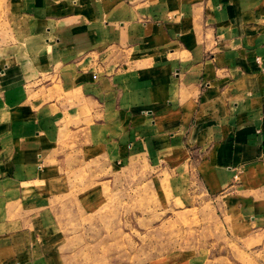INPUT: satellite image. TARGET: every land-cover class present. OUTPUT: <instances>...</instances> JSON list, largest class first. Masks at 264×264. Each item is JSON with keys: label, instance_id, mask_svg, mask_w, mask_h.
I'll use <instances>...</instances> for the list:
<instances>
[{"label": "crops", "instance_id": "0c3cea01", "mask_svg": "<svg viewBox=\"0 0 264 264\" xmlns=\"http://www.w3.org/2000/svg\"><path fill=\"white\" fill-rule=\"evenodd\" d=\"M9 20L0 264H82L103 189L57 204L97 161L186 182L264 264V0H11ZM174 258L150 264H198Z\"/></svg>", "mask_w": 264, "mask_h": 264}, {"label": "rangeland", "instance_id": "374dc122", "mask_svg": "<svg viewBox=\"0 0 264 264\" xmlns=\"http://www.w3.org/2000/svg\"><path fill=\"white\" fill-rule=\"evenodd\" d=\"M10 2L0 0V45L14 38ZM92 168L98 173L90 180ZM112 171L102 162L88 164L57 204L74 207L77 194L92 185L103 189L104 205L88 218L95 257L88 247L82 264H150L171 255L180 262L195 258L198 264H253L262 258L257 253L262 241L238 236L236 223L217 202L200 197L195 205L187 204L186 182L176 185L167 177L157 186L144 167Z\"/></svg>", "mask_w": 264, "mask_h": 264}]
</instances>
